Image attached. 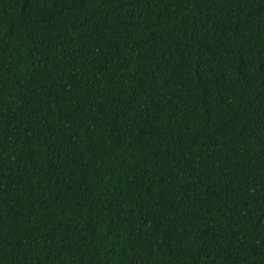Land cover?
<instances>
[{
    "label": "trees",
    "instance_id": "1",
    "mask_svg": "<svg viewBox=\"0 0 264 264\" xmlns=\"http://www.w3.org/2000/svg\"><path fill=\"white\" fill-rule=\"evenodd\" d=\"M0 264H264V0H0Z\"/></svg>",
    "mask_w": 264,
    "mask_h": 264
}]
</instances>
